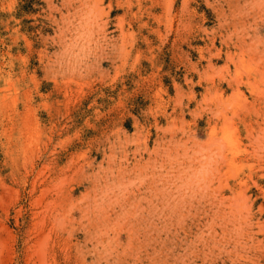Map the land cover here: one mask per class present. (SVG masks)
Segmentation results:
<instances>
[{
    "label": "rangeland",
    "instance_id": "1",
    "mask_svg": "<svg viewBox=\"0 0 264 264\" xmlns=\"http://www.w3.org/2000/svg\"><path fill=\"white\" fill-rule=\"evenodd\" d=\"M0 264H264V0H0Z\"/></svg>",
    "mask_w": 264,
    "mask_h": 264
}]
</instances>
